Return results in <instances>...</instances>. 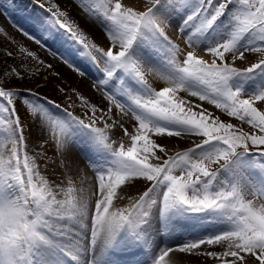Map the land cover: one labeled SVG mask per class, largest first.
Returning a JSON list of instances; mask_svg holds the SVG:
<instances>
[{"label":"snow or ice","instance_id":"snow-or-ice-1","mask_svg":"<svg viewBox=\"0 0 264 264\" xmlns=\"http://www.w3.org/2000/svg\"><path fill=\"white\" fill-rule=\"evenodd\" d=\"M162 0H148L146 10L136 11L133 7H126L120 0H105L103 15L112 24L109 31V38L113 47L118 46L115 53L109 49L107 51L96 48L90 44L87 37L73 23H69L64 12L48 8L55 24L64 30V33L72 41L83 47L85 54L93 61L103 64L102 69L109 78L115 75L119 69L130 70L135 73L139 80L151 89L146 97H135L134 102L140 109L139 112L120 103L113 95L107 94L106 101L119 109L120 115L106 127L111 128L114 124L117 128H123L124 136H130L131 146L125 148L121 143L119 149H113L118 156V167L104 174L98 175L99 194L96 196L94 207V223L97 230L107 229L110 233L116 232L125 225L136 211L145 205L146 200H155L156 193L161 185H167L163 195L165 207L185 205L194 212L213 211L222 213L226 217L229 228L214 236H209L199 241L190 242L179 246V251L192 252L200 248L201 245H219L222 251H208L206 255L214 258L213 264H264V205L259 208L252 199L246 196L258 197L264 200V193L242 189L238 185H232L225 181L221 190L212 191L213 182L221 177L222 170L238 153H258L264 155V93L245 94L240 90L229 88L228 82L237 75L253 73L254 70L264 66V59L259 63H252L250 67L240 70L225 63V53L233 56L245 57L246 52H258L264 54V45L239 50L236 41L250 30L258 29L264 33V0H243L246 10L235 16L238 26L233 38L221 42L207 51L218 58L220 63L213 60L208 63L194 54V46L190 39L187 41L193 50L187 51L184 56L183 50L178 44L172 43L165 29L168 27L169 19L157 14V8ZM234 0H201V7L196 13L188 16L180 31L185 32V28L194 21L196 16L203 13L205 19L200 24L201 29L211 28L217 20L228 10L229 5ZM173 9L181 7V0H169ZM43 7V5H41ZM90 11L84 10L82 15L87 19ZM31 23L34 29L48 33L51 39L59 41V37L40 17H32ZM158 32L171 47L172 63L176 66L179 75L172 77L162 75L167 86L157 90L152 86L148 77L153 72L151 67H146V63L133 58L131 52L145 30ZM22 30V29H21ZM23 31V30H22ZM23 34L29 39L35 37L26 32ZM49 36H45L47 40ZM264 40V36L261 37ZM37 44H42L41 40L35 39ZM43 45H45L43 43ZM2 46V42H0ZM50 49V48H49ZM93 50L100 52L103 59L98 60L93 55ZM53 56L57 53L52 51ZM7 55H12L11 52ZM32 56V53H28ZM183 56V59L180 57ZM65 60V59H64ZM107 61L108 63H106ZM70 67H74L65 60ZM110 65V66H109ZM51 67V65H48ZM77 71H79L77 69ZM8 73L14 77L25 78L27 73L17 66L16 69H8ZM154 75H160L153 72ZM5 72H0V78H4ZM81 76L85 74L80 72ZM188 81H196L203 87V91L193 90L188 85ZM98 85H107L108 80L97 82ZM190 93L193 97H198L199 101L214 105L216 109L227 113L229 117H234L244 124L251 125L249 132L237 128L232 123L222 122L219 116L213 117L207 108L201 109L199 104L193 105L190 101L178 95L180 92ZM20 91L12 88L8 83L0 86V100L6 102L7 113L12 117L16 128L19 130V137L15 139L18 144L23 143L24 128L20 127L21 119L17 115L19 111V101L14 103L16 97H20ZM32 94L35 92L29 91ZM246 97V98H245ZM23 99V98H22ZM104 101V95L101 96ZM23 103L28 105L33 114L39 113L49 120L57 147L63 150V135L61 126L48 118L46 114L30 104L26 99ZM197 110H193V109ZM113 116L112 108L107 107L102 117L97 116V109L93 108V114L89 117V122L85 125L95 129L101 134V138L106 142L107 136L104 129L96 127L98 118L111 120ZM127 117L135 122V133L129 134L124 128V118ZM79 119V118H78ZM157 121H167L180 124L183 127L179 130L161 125ZM155 137V139L153 138ZM172 139L183 143L185 150L176 151L169 154V148L161 146L165 141ZM194 142V146H190ZM205 146L213 148L207 154L193 158L190 153L195 149H202ZM43 147V145H41ZM255 149V150H254ZM38 156L43 158L46 153L40 152ZM215 165V167H212ZM179 173V174H174ZM26 179L23 177L21 168L18 187L26 188ZM141 184L150 185L141 195L130 200L127 207H114L115 199H122L120 193H127L129 189L139 190ZM124 185L125 187H121ZM42 237V238H41ZM41 237H36L23 246L9 244L4 246L0 242V264H31L34 259L33 253L40 242L47 243L45 231ZM174 249H169L159 257L158 264H169L166 258ZM176 264H185V261L176 257Z\"/></svg>","mask_w":264,"mask_h":264},{"label":"bare ground","instance_id":"bare-ground-1","mask_svg":"<svg viewBox=\"0 0 264 264\" xmlns=\"http://www.w3.org/2000/svg\"><path fill=\"white\" fill-rule=\"evenodd\" d=\"M54 1H59L66 8L68 13H72L81 27L86 29L95 41L106 45V47H113L111 39L109 38V31L112 29V24L107 17L99 12V10L90 5V0ZM103 1L105 2V0ZM162 1H164L163 6L157 8V13L170 20L168 27L165 29L170 40L172 43L179 45L185 56L187 51L193 50L192 46H194V54L197 55L198 58H201L198 51H206L221 42L232 39L238 26V21L235 19V16L246 10L243 0H234V3L229 5L228 10L211 28L206 30L200 28V24L206 18L205 15L201 13L196 16L194 21H192L194 23L191 25L190 22L185 28V32L182 33L180 31L182 25L180 24L179 26V22L174 18H182L181 11H184L183 9L187 5H190L192 0H181V7L176 9H173L170 6L169 0ZM125 2L126 4L128 3L130 7H133L134 10H136L138 6L141 9L143 6L146 8L148 5L145 0H120L122 5H124ZM249 2L253 4L255 3L251 0H249ZM19 3L20 5L18 6ZM197 7L199 9L201 6L199 5ZM29 9V5L20 2V0H0V14L15 28L18 34L28 42L30 48H32L33 51L35 50L38 52L44 62L50 64L55 72L59 74L60 77H63L64 80L67 79L71 84L75 85L86 103L91 104L99 113L105 112L107 107L112 108V113L119 112V109L111 106L106 101V95L108 93L102 90L99 85L94 84L92 80L88 79V77L91 76L87 70L86 63H81L83 61L80 59L79 62L75 61L73 58L71 59V55L74 51L73 49L71 50L69 47L67 48V46L61 48L62 42L65 39L64 36L60 35L50 27L60 38L59 41H55L51 39L48 33L40 32L33 28L31 18L40 17V15L38 16V14L35 13L28 15ZM24 10L27 11V19L21 14ZM84 10L90 11L87 14V19L81 14ZM169 12L171 13L170 15ZM193 13L195 12H192V15ZM227 14L230 15V20L224 21V16ZM170 17L173 18L171 19ZM188 27L192 29L191 31H194L191 36L187 34ZM257 30L258 29L250 30L236 41L237 47L240 44L242 45V47H238L239 50L264 45V40L261 39V37L264 36V33L259 35ZM23 32L28 33L37 40H41L42 44H37L35 39H29L23 34ZM201 34H203L205 38H203L204 36L202 35L203 37L200 39ZM45 36H49V38L45 40ZM209 36L213 39L210 42L212 45H210V43L205 45L206 39H209ZM182 37L185 38V41L182 40ZM187 37L190 39L192 46L189 45ZM159 38L161 41L160 43H163V45L168 47L167 51L163 52V55L160 54L161 51L156 52L147 44L142 45L139 38L131 52L133 58L148 64L146 67H151L153 72L160 74L154 75L153 72H150L147 77L152 86L157 90H161L162 87L167 86L166 81L161 79L162 75H169L172 77L179 75L176 66H174L172 62H165L167 58H169L167 54L169 55V53H171L172 55L169 42L160 36V34ZM199 40L203 41L202 44L199 43ZM43 43L45 45H43ZM114 48H118V46H115ZM52 51L56 52L57 55L53 56ZM206 53L210 52L207 51ZM77 56L79 57V53ZM236 58H238L239 62L244 65V67H238V69L244 70L245 68L250 67L252 63H259L261 59H264V54L258 52H246L245 57L241 59L238 55L233 56L231 53H225L224 62L233 67L232 64L235 62L234 60ZM64 59L74 65V67H70ZM163 59H165V61ZM206 59L208 63H212L213 60H215L216 63H220L219 59L213 55H208V58ZM77 69L79 71H77ZM80 72H83L85 75L81 76ZM243 79L244 83L248 82L252 84V86L258 88V90L264 92V66L254 70L253 73L243 74ZM188 85L193 88V90L203 91V87L196 81H188ZM179 94L188 98L192 103L208 105L207 102L199 101L198 97H193L190 93L182 91ZM247 94L252 93L248 92ZM102 95L105 97L104 101H101L100 99ZM115 98L120 103H124L121 97L115 96ZM210 106L214 107V105ZM133 110L139 112V110ZM157 123L169 126L162 121H157ZM124 124L126 128H132V126L136 127L135 122L127 117L124 118ZM169 127L173 128L174 126ZM175 129L179 130L180 128L176 127ZM92 133L93 134H90V137L89 134H87V138H85V141L81 146L72 148L71 145H68V148L63 153L64 162L62 165L70 177L74 178V188L80 192H84L85 190L88 191L91 196V207L89 211L83 214L82 218L60 217L59 219L62 223L60 222L58 226L53 225L52 228L44 230L48 242H40L36 246L33 253L34 259L31 261V264H62L59 259L60 249L65 256H68V259L74 258L75 254L78 255V261H80L78 264H110L112 260H115L118 257L116 252H112L115 248L113 240L114 232L110 233L107 229L97 230L94 223L96 196L93 195V192H96L98 195L99 188L98 180L96 178L97 174L94 175L92 173V171H95L97 168L94 164L98 160V164H101L99 166L100 168H98L99 174L101 172L103 173V171L109 172L118 167L119 158L118 156L116 157V154L108 147V145H111L113 149L117 150L118 146H114L113 143L108 141L105 142L101 138L100 133L96 130ZM153 138L155 139L154 136ZM165 144H168L170 146L169 148L177 147L178 149L174 152L181 151L184 147L183 143L176 139H172L170 142L165 141ZM125 146L126 149L127 147H130L127 145ZM78 175L80 176L78 177ZM121 187L125 186L122 185ZM135 190L137 189L132 188L129 189V192L122 194L118 189V196L122 195L123 198H114V207L120 208V205L122 204H129L131 198L133 196L135 197V194L133 196L130 194ZM56 192L59 193L57 189ZM59 194L63 195L62 192ZM169 209L168 206L165 207L163 198H160V201L155 203L151 198L146 200L145 205L139 208L129 219V221L131 220V223L129 231L127 230V234H131V232L136 233L137 239L134 241L135 244L128 241L127 238H124L120 245H118V249H130V252L127 253L128 258H131L130 264H158L159 257L169 249H174V252H170L169 257L166 258L169 264H176V257H180L183 260L186 259L185 264H213L214 258L208 257L206 253L208 251H216L219 253L223 250L219 245H201L200 248L194 249L192 252L184 253L179 251V246L199 241L227 230L229 224L223 222L224 217L222 213L213 211L193 213L191 210L186 211L180 207L171 205L169 206ZM144 221H146V223H143ZM141 222L145 224V226H143ZM143 235L145 237L142 239ZM89 243H91V246ZM135 254L138 255V257H136ZM121 264H125V261ZM216 264H219V261H217Z\"/></svg>","mask_w":264,"mask_h":264},{"label":"rangeland","instance_id":"rangeland-1","mask_svg":"<svg viewBox=\"0 0 264 264\" xmlns=\"http://www.w3.org/2000/svg\"><path fill=\"white\" fill-rule=\"evenodd\" d=\"M251 1L255 2V0ZM20 2L29 5L30 9L28 15H32L33 13L38 14V16L40 15V17L43 18V20L49 27L53 28L57 33L65 37L62 42L61 48L67 46V48L69 47L71 48V50L73 49L75 52V54L73 55L75 61L77 54H81L84 49L75 41L70 40L68 36L64 33V30L60 28L59 25L55 24L54 20L52 19L51 13L47 11V9L50 7L53 8V10H59L61 12H64L66 14L68 22L73 23L75 26H77L80 31L87 37L88 42L90 44H94L96 48L103 49L105 51L111 49L114 53L118 51V48L109 46L106 47V45L95 41L88 33V31L81 27V25L78 23L77 19L72 15V13H68L66 11V8L59 1L55 2L54 0H20ZM145 2L148 3V0H145ZM163 2L164 1H162L161 5H159L158 7H162ZM89 3L93 8H96L101 14H103L105 3L103 0H90ZM19 5L20 3L18 4V6ZM41 5H43V7H41ZM124 5L126 7H130V5L128 3L126 4V2L124 3ZM199 5L201 6V0H192V3L190 5H187L183 9L184 11H181L182 18L180 21L182 22L184 18L186 19L188 16L192 15V12L196 13L198 9L197 6ZM144 8L145 6H143L141 9L138 6L136 8V11L146 10V8ZM21 14H23V17L27 19L28 15L26 10L22 11ZM170 14L171 13L169 12V15ZM226 20H230L229 14L224 16V21ZM192 23L194 22H191V25ZM191 30L192 29H189L188 31L189 34L192 35L194 31ZM257 32L259 33V35L263 34L259 30H257ZM202 35L203 34L200 35V39H202V37L204 36ZM211 36H209V39H206L205 45L209 44L213 40L211 39ZM203 38H205V36ZM139 39L142 45L147 44L151 47L152 50L156 52L161 51L160 54L162 55L163 52H166L168 49L167 46L163 45V43H160L161 41L159 38V33L155 32L154 30L145 29L139 36ZM182 40L185 41V38L182 37ZM199 41V43L202 44L203 41ZM0 42H2V46H0V72L6 73L4 78H0V86H3L5 83H8L12 88L17 91H20L19 95L23 99H26L30 104L36 107L40 113L46 114L50 120L57 122L62 128L64 147L63 150H60L57 147L56 139L54 138L49 120L42 117L39 113L33 114L28 105L23 103V99L20 97H16L14 103L16 101H19V111L17 115L21 119L20 127L25 129L23 139L25 152L28 155L36 158L40 174L48 180L49 185L52 186L55 191L56 189L58 191L60 189H64L65 191L74 189L75 191H77V193H81L79 190L74 188V178L70 177L66 169H64L62 166L64 162L63 153L68 148V145H71L72 148L82 145L84 143V139L87 138V134H89V137L90 134H93L92 132H94L95 129L85 125L81 122L80 119H83L85 123H88L89 117L93 114L94 107L91 104L86 103V101L83 99V96L79 93V90L76 89L74 84H71V82L67 79L64 80L63 77H60V75L57 74L52 67H48V65L50 64L44 62L38 52H36L35 50L33 51V49L30 48L28 42L20 34H18L15 28L10 23H8L1 14ZM210 45L212 44L210 43ZM239 46L242 47L241 44ZM9 52H11L12 55H7V53ZM29 52L32 53V56L28 55ZM206 52L207 50L198 51L200 57L205 60H207L206 58H208V55H212ZM93 55L97 56L98 60L103 59L102 54L100 52L93 50ZM86 56L89 57L88 55ZM167 56L169 58H167L166 61L165 59L163 60L167 63L172 62L171 53H169V55L167 54ZM89 58L90 63L92 64V68H88L87 65L86 67L89 72L94 75V78L88 77V79L92 80L94 84H97V82L103 80H108L107 85H99L102 90L113 95L114 97H121L124 101V103L122 104L128 106L131 109H136L140 111V109L136 106L134 102V98L146 97L150 94L151 89L144 85L135 75V73L130 70L119 69L115 72V75L112 78H109L107 76V73L102 69L103 64L101 63L97 65V63L93 61L91 57ZM180 59H183V56L180 57ZM234 61L235 62L232 64L233 67H244L243 63L239 62L238 58H236ZM105 62L108 63L107 61ZM94 65L95 68L93 67ZM17 66H19L20 70L27 73L25 78L14 77L13 74L7 72L8 69H16ZM227 86L231 89L240 90L245 94H247L248 92H251L252 94L264 93L262 92V90H258V88H256L255 86H252V84L248 82L244 83L243 75H237L231 78ZM29 91L35 92L36 94H32ZM178 95L181 96L183 99L190 101L188 98L183 97L182 94L178 93ZM192 104L196 105L195 103ZM200 106L201 109L207 108V110L212 113L213 117L219 116L222 122L224 123H232L237 128H242L245 132H249L251 130V125L244 124L243 122L237 120L234 117H229L227 113L222 112L220 109H216L215 106ZM193 110L195 111L197 109L194 108ZM103 113L105 112L99 113L97 111V116L102 117ZM119 115L120 112L117 111V113H113L111 120L105 118H98L95 124L96 127L104 129L105 134L107 136V141L113 143L114 146L117 145L118 149L120 147L121 142L127 146H131L130 136H124L123 128H117L114 124L111 128L106 127L107 124H111L112 121L116 120ZM162 122L168 124L169 126H174V129L176 127H179L181 129L183 127L180 124H175L172 122ZM124 128H126L125 124ZM127 129L129 134L135 133V127H127ZM18 137L19 130L16 128L12 117L7 113L6 102L0 100V143H7L11 139H18ZM164 144H162L161 146L167 148L170 147L168 144H165L166 146ZM41 145H43V147H41ZM190 146H194V142ZM214 147L215 146H213V148H209L208 146H205L202 149H195L190 153V155L193 158H196L198 156L207 154L208 151L214 150ZM177 149V147L169 148V154H174V151ZM184 150L185 147H183L181 151ZM40 152L46 153V156L43 158L39 157L38 153ZM98 162L99 160L94 164V166L100 168L99 166L101 164H98ZM249 166H251L253 171L262 172L263 177H260L261 179L258 180H256L257 178L253 179L254 176L251 177L253 171H249ZM212 167H215V165H213ZM22 172L23 177L26 179V169L22 168ZM105 172L107 173V171H103V173L101 172L100 174H104ZM92 173L94 175L97 174V176L99 175L98 170L92 171ZM80 175H78V177ZM97 176L96 178L98 180ZM225 181H228L232 185H238L246 191L251 190L257 192L259 190L258 193H264V155H249V153H238L229 162L227 167L222 170L221 177H219L216 182H213L211 190H221ZM147 186L150 185L141 184L139 190H135L130 195L133 196L135 194V197H138L143 193V191L147 189ZM166 189V184L161 185L160 189L156 193H154V195L156 196V199L153 200L154 203L160 201V198H163ZM59 193L61 192L59 191ZM59 193L58 197L63 198L64 192H62L63 195H60ZM135 197L133 196L131 199ZM246 199H252L256 208H259L261 205H264V200H260L258 197L246 196ZM127 206L128 204H122L120 205V208H124ZM176 206L186 211L190 210V208L185 205ZM193 213L200 212L193 211ZM223 217V222L227 223L224 215ZM59 218H56L54 226H58L60 222L62 223ZM143 223H146V221H144ZM143 226H145V224H143ZM117 231L114 233L116 234ZM184 261H186V259Z\"/></svg>","mask_w":264,"mask_h":264},{"label":"clouds","instance_id":"clouds-1","mask_svg":"<svg viewBox=\"0 0 264 264\" xmlns=\"http://www.w3.org/2000/svg\"><path fill=\"white\" fill-rule=\"evenodd\" d=\"M21 168L28 174L26 188L17 186ZM59 191L63 198L40 174L36 158L25 152L23 143L15 139L0 143V242L5 247L23 246L52 228L56 218H82L89 211L87 190Z\"/></svg>","mask_w":264,"mask_h":264}]
</instances>
